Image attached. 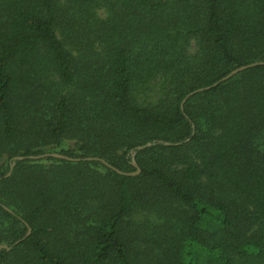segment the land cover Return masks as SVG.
<instances>
[{
	"label": "trees",
	"instance_id": "obj_1",
	"mask_svg": "<svg viewBox=\"0 0 264 264\" xmlns=\"http://www.w3.org/2000/svg\"><path fill=\"white\" fill-rule=\"evenodd\" d=\"M257 61L264 0H0V264H264Z\"/></svg>",
	"mask_w": 264,
	"mask_h": 264
},
{
	"label": "water",
	"instance_id": "obj_2",
	"mask_svg": "<svg viewBox=\"0 0 264 264\" xmlns=\"http://www.w3.org/2000/svg\"><path fill=\"white\" fill-rule=\"evenodd\" d=\"M259 64H264V61H257V62H252L250 64H245V65H242L240 67H237L233 70H231L227 75L223 76L221 79H219L218 81H216L213 85H217L219 83H221L222 81H225L227 79H229L230 77H232L233 75L237 74L238 72L244 70V69H247L251 66H255V65H259ZM208 88H210V86H208ZM185 101V100H184ZM57 157V158H62V159H67V160H80L81 158H76V157H71V156H68V155H65V154H62V153H59V152H46V153H43V154H40V155H30L29 157L30 158H34V159H38V158H46V157ZM24 156H19V157H14V160L16 159H23ZM84 160H101L102 162H104L105 164H108L109 163L105 160V159H102V158H98V157H84L83 158ZM133 165L135 167H137V170L136 171H131V172H126L127 174H138L141 169L140 167L138 166L136 160H133L132 161ZM14 164L15 162H12L11 163V168H10V172L8 174H10L13 170V167H14ZM119 172H122V171H119ZM7 209H9L8 207H6ZM31 232V227H29V231L27 233V235H29ZM18 241H16L15 243H18ZM1 248H7V249H10L11 246H9L8 244H0V249Z\"/></svg>",
	"mask_w": 264,
	"mask_h": 264
},
{
	"label": "rangeland",
	"instance_id": "obj_3",
	"mask_svg": "<svg viewBox=\"0 0 264 264\" xmlns=\"http://www.w3.org/2000/svg\"><path fill=\"white\" fill-rule=\"evenodd\" d=\"M100 14H101V15H105L104 10H100Z\"/></svg>",
	"mask_w": 264,
	"mask_h": 264
}]
</instances>
